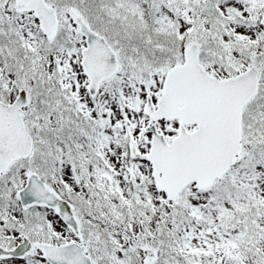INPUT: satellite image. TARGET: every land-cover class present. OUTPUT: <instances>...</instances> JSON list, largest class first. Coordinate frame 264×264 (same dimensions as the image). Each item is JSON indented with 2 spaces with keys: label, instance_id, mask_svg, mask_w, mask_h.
<instances>
[{
  "label": "snow or ice",
  "instance_id": "6c2138e0",
  "mask_svg": "<svg viewBox=\"0 0 264 264\" xmlns=\"http://www.w3.org/2000/svg\"><path fill=\"white\" fill-rule=\"evenodd\" d=\"M0 264H264V0H0Z\"/></svg>",
  "mask_w": 264,
  "mask_h": 264
}]
</instances>
